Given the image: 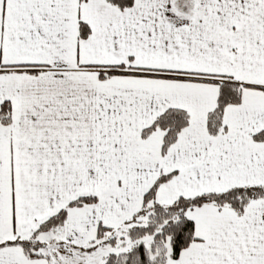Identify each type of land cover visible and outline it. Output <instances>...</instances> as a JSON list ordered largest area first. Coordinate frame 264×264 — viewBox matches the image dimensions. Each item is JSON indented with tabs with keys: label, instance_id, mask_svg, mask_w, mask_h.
I'll list each match as a JSON object with an SVG mask.
<instances>
[{
	"label": "snow or ice",
	"instance_id": "6c2138e0",
	"mask_svg": "<svg viewBox=\"0 0 264 264\" xmlns=\"http://www.w3.org/2000/svg\"><path fill=\"white\" fill-rule=\"evenodd\" d=\"M0 264H264V0H0Z\"/></svg>",
	"mask_w": 264,
	"mask_h": 264
}]
</instances>
